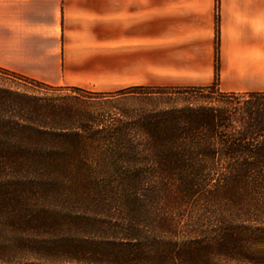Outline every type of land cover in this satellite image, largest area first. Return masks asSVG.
Returning <instances> with one entry per match:
<instances>
[{
  "label": "trees",
  "instance_id": "1",
  "mask_svg": "<svg viewBox=\"0 0 264 264\" xmlns=\"http://www.w3.org/2000/svg\"><path fill=\"white\" fill-rule=\"evenodd\" d=\"M217 77L218 46L213 83L183 88L238 93ZM241 93L239 126L182 106L89 132L0 91V264H264V92Z\"/></svg>",
  "mask_w": 264,
  "mask_h": 264
},
{
  "label": "crops",
  "instance_id": "2",
  "mask_svg": "<svg viewBox=\"0 0 264 264\" xmlns=\"http://www.w3.org/2000/svg\"><path fill=\"white\" fill-rule=\"evenodd\" d=\"M264 92V0H0V68L111 92Z\"/></svg>",
  "mask_w": 264,
  "mask_h": 264
},
{
  "label": "rangeland",
  "instance_id": "3",
  "mask_svg": "<svg viewBox=\"0 0 264 264\" xmlns=\"http://www.w3.org/2000/svg\"><path fill=\"white\" fill-rule=\"evenodd\" d=\"M0 91L7 92L13 100L25 102L28 106L38 105L36 113L28 111L27 114H36L40 118L36 120L37 124L45 122L47 127L42 128L44 130L64 127L68 131L89 132H112L120 124H133L144 115L182 106L223 108L233 113L234 125L239 126L245 116L247 102H256L248 93L227 95L208 88L134 87L98 92L47 86L3 72H0ZM15 113L13 110L12 114ZM88 123H91L89 128L83 127ZM249 198L246 204H249Z\"/></svg>",
  "mask_w": 264,
  "mask_h": 264
}]
</instances>
